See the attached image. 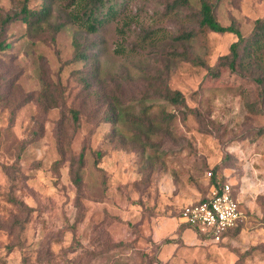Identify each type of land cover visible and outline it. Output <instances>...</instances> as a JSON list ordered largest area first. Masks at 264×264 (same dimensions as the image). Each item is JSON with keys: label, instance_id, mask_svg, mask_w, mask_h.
Instances as JSON below:
<instances>
[{"label": "rangeland", "instance_id": "obj_1", "mask_svg": "<svg viewBox=\"0 0 264 264\" xmlns=\"http://www.w3.org/2000/svg\"><path fill=\"white\" fill-rule=\"evenodd\" d=\"M115 1L90 32L79 0H0V264H264V101L208 73L237 35L199 31L201 0ZM214 1L244 36L264 18V0ZM24 4L47 21L2 28ZM225 182L242 218L208 242L181 211Z\"/></svg>", "mask_w": 264, "mask_h": 264}, {"label": "trees", "instance_id": "obj_2", "mask_svg": "<svg viewBox=\"0 0 264 264\" xmlns=\"http://www.w3.org/2000/svg\"><path fill=\"white\" fill-rule=\"evenodd\" d=\"M180 1L189 2V0ZM117 2L115 0H79L77 6L80 7V11L71 13L72 22L79 23L90 32H96L108 18L118 13V9L116 8ZM216 7L217 3L214 0L200 1V9L197 15L199 31L234 33L237 35V40L231 44L229 53L222 55L216 65L208 67L209 75L211 77H218L222 69L227 68L232 74L254 82L257 86L260 99L264 101V18H258L255 21L252 33L249 36H244L234 21L230 25H223L219 21ZM22 13L25 16L7 15L5 18H2V28H6L8 24L17 19H22L32 24L36 22L37 18L39 23H45L47 17L50 15V7L46 5L33 14L29 7L24 4ZM62 27V25H59L55 30L58 31ZM196 33V31L184 32L182 38L190 39ZM76 45V58H86L87 53L83 50L82 45L78 42ZM10 47L11 43L0 39V54L5 50H9ZM172 98L180 103H184L185 101L180 91H174ZM123 114H125L123 109L113 106L108 110V120L114 124H118ZM186 225L190 226L189 224Z\"/></svg>", "mask_w": 264, "mask_h": 264}, {"label": "built area", "instance_id": "obj_3", "mask_svg": "<svg viewBox=\"0 0 264 264\" xmlns=\"http://www.w3.org/2000/svg\"><path fill=\"white\" fill-rule=\"evenodd\" d=\"M242 218L240 201L228 182L213 185L205 200L190 202L183 207L182 223L195 228L208 242H223L228 232Z\"/></svg>", "mask_w": 264, "mask_h": 264}, {"label": "crops", "instance_id": "obj_4", "mask_svg": "<svg viewBox=\"0 0 264 264\" xmlns=\"http://www.w3.org/2000/svg\"><path fill=\"white\" fill-rule=\"evenodd\" d=\"M232 238H233L232 235L228 232V234H227V236H226V238H225L224 241H225V242H226V241L228 242V241H230V240L232 241Z\"/></svg>", "mask_w": 264, "mask_h": 264}]
</instances>
